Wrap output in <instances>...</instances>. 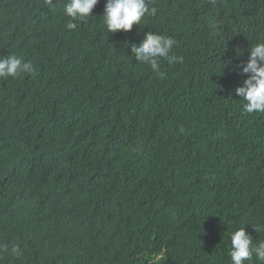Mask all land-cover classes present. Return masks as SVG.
Here are the masks:
<instances>
[{
  "label": "trees",
  "instance_id": "obj_1",
  "mask_svg": "<svg viewBox=\"0 0 264 264\" xmlns=\"http://www.w3.org/2000/svg\"><path fill=\"white\" fill-rule=\"evenodd\" d=\"M68 2L0 0V57L35 68L0 78V264H232V232L264 241V113L234 91L264 0H147L116 33ZM149 31L176 41L159 73Z\"/></svg>",
  "mask_w": 264,
  "mask_h": 264
},
{
  "label": "clouds",
  "instance_id": "obj_2",
  "mask_svg": "<svg viewBox=\"0 0 264 264\" xmlns=\"http://www.w3.org/2000/svg\"><path fill=\"white\" fill-rule=\"evenodd\" d=\"M49 4L52 0H47ZM99 0H70L64 6V13L72 21L84 20L92 16L93 9ZM155 7L149 9L147 0H106L104 6V22L108 32H129L134 25H140L145 15H155ZM76 23L69 22L68 29H75ZM176 41L169 36L149 31L139 43H131V54L142 64L159 73V59L164 58L170 64L177 62L175 55H170ZM230 62V61H229ZM241 67V65H236ZM35 68L29 61L11 54L0 57V78L17 77L21 74H32ZM243 73L249 74L241 86L234 89L237 96L243 99V111L245 113H264V42L257 43L250 48L249 57L242 65ZM256 232L264 230V225L254 227ZM0 250H6L2 248ZM18 250L14 245L13 252ZM255 257L264 261V241L253 245V236L245 226L231 233V251L229 253L232 264H245Z\"/></svg>",
  "mask_w": 264,
  "mask_h": 264
}]
</instances>
